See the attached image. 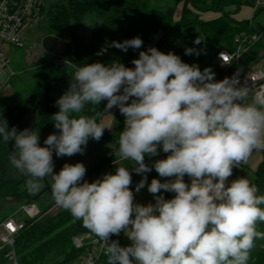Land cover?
<instances>
[{
	"label": "clouds",
	"instance_id": "1",
	"mask_svg": "<svg viewBox=\"0 0 264 264\" xmlns=\"http://www.w3.org/2000/svg\"><path fill=\"white\" fill-rule=\"evenodd\" d=\"M203 40L197 37L194 44ZM142 45L137 36L109 47L127 52ZM185 54L200 51L186 48ZM131 63L134 67L119 61L71 65L70 86L52 115L58 132L49 134L44 146L35 129L18 131L0 119V137L12 143L11 165L27 177L30 193L51 177L55 204L103 242L107 264H248L255 240L264 237L257 230L264 222V195L247 177L229 178L264 149V104L247 103L248 89L235 76L218 81L210 67L201 70L172 52L149 47ZM103 101L105 113L118 108L124 117L118 153L133 163L131 171L120 166L93 182L84 180L81 162L54 172L53 152L82 155L90 138L99 141L109 129L95 115L83 114L86 106ZM160 150L166 158L149 166L145 158ZM153 168L163 182L147 183L145 174ZM132 172L143 177L135 192L147 184L154 203L135 201ZM121 232L129 245L111 240Z\"/></svg>",
	"mask_w": 264,
	"mask_h": 264
},
{
	"label": "trees",
	"instance_id": "2",
	"mask_svg": "<svg viewBox=\"0 0 264 264\" xmlns=\"http://www.w3.org/2000/svg\"><path fill=\"white\" fill-rule=\"evenodd\" d=\"M153 1L155 0H65L64 3L44 8V12L50 31L54 34L61 35L72 28L70 43L74 52L69 60L77 67L94 62L107 65L113 61L134 67L132 60L138 58L140 51H146L154 44L153 47L158 50L172 52L185 63L197 64L201 70L210 67L215 73V79L219 81L226 72L237 71L244 74L264 59V32H256L251 22L238 21L228 13L213 20H204L190 9L192 7L199 12L212 10L224 13L225 7L235 5L236 14L243 3L241 0H185L178 20L172 12L155 8ZM86 16L104 20V26L97 28L91 39L83 34ZM255 34L261 38L246 46V52L237 62L231 66L222 64L219 59L221 52L233 53L239 46L238 37ZM137 36L143 41L140 49L129 48L127 52H123L109 47L112 41L123 42ZM197 37L204 39L199 45L194 44ZM104 48L106 51L103 55H97ZM186 48H195L200 54L186 55ZM51 57V60L39 65L33 75H28L32 78V83L23 81L26 76L19 75L18 72H14L10 78L12 87L22 85V82L24 84L15 90L12 97H0V119H6L9 128L15 126L18 131L25 128L35 129L39 134L58 132L52 115L59 108L55 103L57 99L50 94L57 87L65 85L67 79L73 76V69L59 65V57ZM246 102L251 103L247 100ZM37 105V114L33 118V110ZM105 105L106 101L96 106L88 105L83 114L95 115L98 122H101ZM123 123L124 119L117 118L112 129L104 131L102 139L118 145ZM3 144L0 137V156L10 152ZM115 161L114 156L109 154L98 162L93 171L86 172L84 180L93 182L105 173L114 172L119 167ZM3 166L4 161L0 157V170ZM253 175V183L259 189L258 195H264V149L262 161ZM154 177L155 173L147 178V183ZM26 180V176L2 180L0 198L15 197L27 201L28 204L34 203L26 189ZM136 184L131 186L132 190ZM162 195L169 197L168 194ZM261 207L264 208V205ZM257 230L264 233V222H258ZM85 233L90 232L70 212L61 210L55 215H47L44 211L40 218L26 222V228L15 239L14 248L20 264H71L80 255L73 240ZM4 255L5 251L1 253L0 264H6ZM248 264H264V237L255 240Z\"/></svg>",
	"mask_w": 264,
	"mask_h": 264
},
{
	"label": "rangeland",
	"instance_id": "3",
	"mask_svg": "<svg viewBox=\"0 0 264 264\" xmlns=\"http://www.w3.org/2000/svg\"><path fill=\"white\" fill-rule=\"evenodd\" d=\"M65 0H46L47 7H52L57 4L64 3ZM185 0H155L153 1V6L155 8H158L160 10L169 11L172 12L176 17H178L181 13V9L184 5ZM191 11L195 15H199L202 19H211V18H219L222 16V14L228 13L231 15V17L242 20V21H251L252 27L256 32L263 33L264 32V12H260L257 14V16L254 18L253 10L251 7L246 5L245 3H242L240 6V9L236 14H234V11H236L237 7L235 5L227 6L224 9V13L222 12H215L212 10L199 12L192 7H190ZM104 26V20L97 19L92 16H86L84 19V35L87 37V39H91L93 32L100 27ZM72 28H70L66 33L57 35L50 31L49 28V22L47 19H44V21L41 23V25L35 27V28H28L25 31L24 40H25V48L24 49H17V48H11L7 52L12 64H11V70L14 72H18L19 75H25L23 81L31 82L32 78L28 77L29 74L33 75V72H36L37 67L41 64H43L45 61L51 60L52 55L46 53L42 47H41V41L46 36H55L62 40L70 42V33ZM261 38V37H260ZM151 45L150 47H153ZM8 75L10 74L9 71H7ZM73 78L69 77L65 83V85L61 87H57L54 91L51 92L50 96L54 99H58L62 94H64L69 86H70V80ZM32 83V82H31ZM24 83L22 82V85ZM22 85H17L15 87H12L10 84V81L5 84L3 87V90L1 92L0 97L2 98H10L13 96L16 89H19ZM117 118L124 119L122 114L119 112L118 108H113L109 110V113L104 112V116L102 119V123L106 124L109 129H105V131H110L113 127L114 122ZM52 134L51 132L41 133L39 134V142L41 146H44L43 142L45 138ZM5 147L10 149V152H8L4 156H0L2 158V161H4V166L0 170V182L2 180H8L15 178L17 176H24L20 174L14 167L11 165L9 161V155L13 151L12 149V143H6L3 144ZM262 150V149H261ZM261 150L254 151L250 157L248 164L254 168L257 167V164L260 162L261 159ZM109 154H112L114 156V159L116 160L114 163L117 166H124L129 167V170L131 171V167H133V163L131 161H123L119 158L118 153V145L113 143L112 141L100 139L99 141H95L93 139H89L87 146L85 148L84 154H76L71 157L64 156V157H56L55 152H53V161H54V172H59V170L62 168V166L65 163L69 164H75L77 162H81L86 166L87 172L93 171L98 162H100L103 158L108 156ZM160 155L166 156L165 153H163L162 150H160ZM155 159L153 158H145V162L151 166ZM256 166V167H255ZM259 166V165H258ZM258 168V167H257ZM256 168V169H257ZM154 169V168H153ZM233 169V175L232 177L238 178V177H247L252 182H254V175L252 171L250 170H235ZM153 171V170H152ZM151 171V172H152ZM150 173H146L147 178L150 177ZM142 175H138L135 172H132V187L134 184L139 183V180L142 179ZM161 179L163 182L164 178H157ZM232 180L230 177L229 180ZM150 182V181H149ZM148 182V183H149ZM42 183V188L39 192L30 193L33 199L35 197H38L37 200L34 201V204L37 206V208L40 210L41 215L42 212L46 211L47 215H55L61 210H64L60 207H58L51 194V177H47ZM136 187V185H135ZM135 187L133 188V192L135 194V201L140 204L148 203H154L153 196L147 191V184L143 189L140 190V192H135ZM163 194V190L161 192ZM27 201L20 200L15 197H6V198H0V221L4 219L9 218H15L16 220H25V216L20 213L21 208L24 205H27ZM131 242L127 239V237L124 235V244L129 245ZM1 253H3V250L0 247V257Z\"/></svg>",
	"mask_w": 264,
	"mask_h": 264
},
{
	"label": "built area",
	"instance_id": "4",
	"mask_svg": "<svg viewBox=\"0 0 264 264\" xmlns=\"http://www.w3.org/2000/svg\"><path fill=\"white\" fill-rule=\"evenodd\" d=\"M241 1L251 7L254 14L264 11V0ZM46 7V0H0V95L5 84L15 74L11 70L12 62L7 52L11 48H25V31L28 28L41 25L46 19L44 12ZM259 39L260 36L256 34L238 37L239 46L237 50L233 53L223 51L219 54V59L222 55V59H220L222 64L231 66L246 52V46L258 42ZM57 62L61 66H68L73 69L74 75V68L71 66L73 64L69 59L59 58ZM7 71L10 72L9 75ZM233 76L238 79L239 86L247 87L248 96L246 100L257 105L264 104V71L253 66L244 74L237 71L226 72L221 80ZM20 213L26 217L25 220H16L12 217L0 223V247L5 251L6 264H20L14 248L15 239L26 228L27 221L41 217V212L34 203L24 205ZM111 240H116L121 246H125L123 232L119 236L113 235ZM73 245L80 251V255L71 264H107L108 258L104 254L103 242L94 234L85 233L75 237Z\"/></svg>",
	"mask_w": 264,
	"mask_h": 264
},
{
	"label": "water",
	"instance_id": "5",
	"mask_svg": "<svg viewBox=\"0 0 264 264\" xmlns=\"http://www.w3.org/2000/svg\"><path fill=\"white\" fill-rule=\"evenodd\" d=\"M41 47L46 53L62 59L71 58L74 52L73 45L70 42L51 35L42 39ZM37 107L38 105L33 110V118L37 114ZM37 198L38 197H35L33 202L37 200Z\"/></svg>",
	"mask_w": 264,
	"mask_h": 264
},
{
	"label": "crops",
	"instance_id": "6",
	"mask_svg": "<svg viewBox=\"0 0 264 264\" xmlns=\"http://www.w3.org/2000/svg\"><path fill=\"white\" fill-rule=\"evenodd\" d=\"M183 8V7H182ZM181 13H182V9H181ZM181 13H180V15L178 16V17H176L175 16V19L176 20H178L179 18H180V16H181ZM260 12H258V13H256V14H254V12H253V14H254V18L257 16V14H259ZM217 18V17H216ZM216 18H211V19H204V20H213V19H216ZM237 20V19H236ZM238 21H242V20H238ZM247 22H251V21H247ZM255 68H258L259 70H262V71H264V59H262L261 61H259L255 66H254ZM247 101H249V100H247ZM112 129V128H111ZM109 141V140H108ZM155 159V160H157V159H163V158H166V156H163V155H160V152H159V155L158 156H156V157H152V159ZM150 159V158H149ZM261 159H262V150H261ZM248 161H249V159L247 160V162H242L240 165H239V167H236V169L235 170H250V171H252V173L256 170V168L258 167V165L260 164V162H261V160H260V162L257 164V167L256 168H254V170L252 169V167L248 164ZM150 174L149 175H152L153 173H155V177L154 178H160L159 177V175H158V173H156V171H155V169H153V171L152 172H149ZM232 178V180L233 179H236L235 177L233 178V177H231ZM185 180H186V182L188 181V177L186 176L185 177ZM231 180V179H230ZM151 182V181H150ZM150 182L148 183V184H150ZM163 194H168L169 195V197H165V198H171L172 197V193H169V192H163ZM147 204V202L145 203V205Z\"/></svg>",
	"mask_w": 264,
	"mask_h": 264
}]
</instances>
